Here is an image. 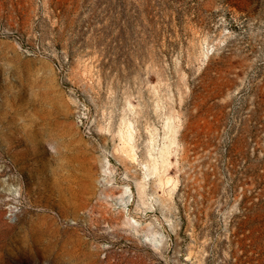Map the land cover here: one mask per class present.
Masks as SVG:
<instances>
[{"label": "rangeland", "instance_id": "obj_1", "mask_svg": "<svg viewBox=\"0 0 264 264\" xmlns=\"http://www.w3.org/2000/svg\"><path fill=\"white\" fill-rule=\"evenodd\" d=\"M0 264H264V0H0Z\"/></svg>", "mask_w": 264, "mask_h": 264}, {"label": "bare ground", "instance_id": "obj_2", "mask_svg": "<svg viewBox=\"0 0 264 264\" xmlns=\"http://www.w3.org/2000/svg\"><path fill=\"white\" fill-rule=\"evenodd\" d=\"M126 144L128 146H130V143L132 142V137L130 134L127 135L126 139ZM132 149V147H130ZM159 154H160V159H161V163L159 164V160L158 159H155L154 157L151 158V164L148 166H145L147 172H148V176L150 175H157L158 177V182L161 181L160 179V169L159 167L161 166L163 168V171H165V167H163V165H165L166 163L164 162V159H165V148H162L160 151H159ZM126 192V191H125ZM138 192H139V195L142 197L144 195V186L143 185H139L138 186Z\"/></svg>", "mask_w": 264, "mask_h": 264}]
</instances>
